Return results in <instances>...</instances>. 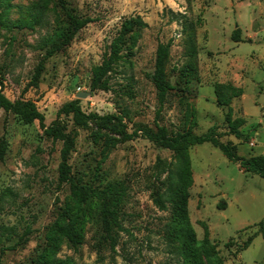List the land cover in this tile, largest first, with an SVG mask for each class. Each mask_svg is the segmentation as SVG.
I'll list each match as a JSON object with an SVG mask.
<instances>
[{"label":"rangeland","instance_id":"374dc122","mask_svg":"<svg viewBox=\"0 0 264 264\" xmlns=\"http://www.w3.org/2000/svg\"><path fill=\"white\" fill-rule=\"evenodd\" d=\"M71 16L91 22L62 45ZM135 16L147 26L133 33L109 88L92 90L93 68L123 21ZM236 29L240 42L232 39ZM161 44L171 46L167 74L177 89L158 115L149 76ZM0 80L15 104L34 102L46 125L83 92L90 93L79 98L86 114L114 116L80 125L67 118L77 134L72 186L59 183L63 141L45 135L38 121L0 109V264H183L168 233L181 210L197 241L189 249L203 264H214L204 256L206 240L223 264H264L263 178L244 173L210 143L176 154L146 138L124 142L120 134L157 121L200 135L216 124L240 156L264 155V0H0ZM217 82L243 88L232 107L246 120L241 130L249 142L227 133ZM118 186L124 231L112 240L103 214L114 206L100 195Z\"/></svg>","mask_w":264,"mask_h":264},{"label":"trees","instance_id":"16d2710c","mask_svg":"<svg viewBox=\"0 0 264 264\" xmlns=\"http://www.w3.org/2000/svg\"><path fill=\"white\" fill-rule=\"evenodd\" d=\"M63 1V0H62ZM62 7L65 4L61 2ZM91 20L89 18H76L71 16L70 29L67 32L62 45L70 44L75 38L76 34L86 27ZM147 24L141 16L127 18L123 21L121 30L118 35L112 40L110 44V52L103 60V62L94 67L91 77L92 90H107L109 88V76L113 71L115 65L119 63L124 57V50L132 43L133 33L137 30L146 27ZM239 29H236L232 34V39L235 42H240ZM170 45H159L157 49L155 68L150 79L153 82L156 90L160 107L158 115L162 111L165 103L168 100L172 91L177 89V84H174L168 77L167 65L170 57ZM39 74V71L37 72ZM214 93L216 103L219 107L226 108L225 123L228 127V134L241 139L244 142L250 141L249 134H245L241 127L245 125L246 120L241 117H234V109L232 102L234 99L243 95L244 90L242 87L236 86L232 82H217L214 84ZM0 109L5 112H12L22 116L28 122L38 121L43 129L45 135L52 138L54 141H63L64 147L61 151V162L59 165V183L70 184L74 186V178L72 175V167L70 158L72 152L76 148L77 134L69 131L67 118L72 116L75 123L80 125L87 121L96 120H112L114 116H100L96 113L86 114L83 110L80 99H74L61 106L57 112L56 119L50 124L46 125L44 114L39 111L37 105L32 101H25L21 104H15L4 94L3 81L0 80ZM121 140L124 142L131 141L137 138H146L155 143L159 147L168 149L176 154H183L189 147L210 143L218 148L225 157L232 163H237L240 170L244 173L251 175H258L264 179V155H253L250 157H242L238 154L237 146L230 142L222 141L223 135L219 132V126L214 124L204 134H195L191 129H184L178 132L170 131L166 126L155 122V127L139 126L133 132L121 130ZM84 196H89L88 192L83 191ZM124 195L123 187H110L103 192L100 197L107 198L108 201L114 206L113 209L107 208L103 214V224L113 240L114 232L124 231V227L119 221V209L115 207L116 200ZM156 203L161 209H166V205L160 198L155 199ZM261 224V234L264 238V225ZM81 225V224H79ZM82 228L76 226L72 230L75 241L80 243ZM168 233L172 239L178 241L181 247L183 264H203L197 257L190 251L193 244H197L195 233L190 226L188 215L184 210L180 211V215H175L168 225ZM256 236H251L244 243L242 250L248 249ZM206 249L204 256L208 263L223 264L221 258L218 257L210 248V242L205 241Z\"/></svg>","mask_w":264,"mask_h":264},{"label":"water","instance_id":"95a60500","mask_svg":"<svg viewBox=\"0 0 264 264\" xmlns=\"http://www.w3.org/2000/svg\"><path fill=\"white\" fill-rule=\"evenodd\" d=\"M90 93H87V92H83V93H80L77 95V98H86Z\"/></svg>","mask_w":264,"mask_h":264}]
</instances>
